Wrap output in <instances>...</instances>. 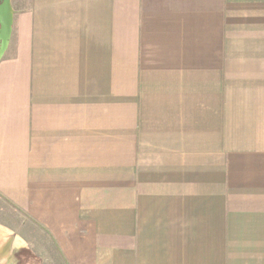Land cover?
<instances>
[{"label":"crops","instance_id":"0c3cea01","mask_svg":"<svg viewBox=\"0 0 264 264\" xmlns=\"http://www.w3.org/2000/svg\"><path fill=\"white\" fill-rule=\"evenodd\" d=\"M0 197L64 264H264V0H11Z\"/></svg>","mask_w":264,"mask_h":264},{"label":"rangeland","instance_id":"374dc122","mask_svg":"<svg viewBox=\"0 0 264 264\" xmlns=\"http://www.w3.org/2000/svg\"><path fill=\"white\" fill-rule=\"evenodd\" d=\"M12 238L13 245L0 264H64L32 221L0 197V247Z\"/></svg>","mask_w":264,"mask_h":264},{"label":"water","instance_id":"95a60500","mask_svg":"<svg viewBox=\"0 0 264 264\" xmlns=\"http://www.w3.org/2000/svg\"><path fill=\"white\" fill-rule=\"evenodd\" d=\"M14 11L11 0H0V62L12 37Z\"/></svg>","mask_w":264,"mask_h":264},{"label":"flooded vegetation","instance_id":"af4514ba","mask_svg":"<svg viewBox=\"0 0 264 264\" xmlns=\"http://www.w3.org/2000/svg\"><path fill=\"white\" fill-rule=\"evenodd\" d=\"M13 245V238L6 241L1 247H0V259L5 257L8 252L10 251V248ZM19 253H15V255H18Z\"/></svg>","mask_w":264,"mask_h":264},{"label":"bare ground","instance_id":"6f19581e","mask_svg":"<svg viewBox=\"0 0 264 264\" xmlns=\"http://www.w3.org/2000/svg\"><path fill=\"white\" fill-rule=\"evenodd\" d=\"M17 244H19V243H17ZM21 244H22V243H21ZM21 244H20V245H21Z\"/></svg>","mask_w":264,"mask_h":264}]
</instances>
